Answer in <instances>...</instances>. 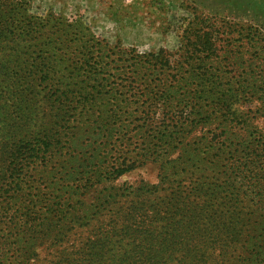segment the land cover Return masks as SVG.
<instances>
[{
  "label": "rangeland",
  "instance_id": "1",
  "mask_svg": "<svg viewBox=\"0 0 264 264\" xmlns=\"http://www.w3.org/2000/svg\"><path fill=\"white\" fill-rule=\"evenodd\" d=\"M0 264H264V0H0Z\"/></svg>",
  "mask_w": 264,
  "mask_h": 264
},
{
  "label": "trees",
  "instance_id": "2",
  "mask_svg": "<svg viewBox=\"0 0 264 264\" xmlns=\"http://www.w3.org/2000/svg\"><path fill=\"white\" fill-rule=\"evenodd\" d=\"M196 194H194L191 198H196L195 197ZM191 198H185V199H179V201L181 200L182 202H177L179 203L178 206L176 208L177 211H179L181 214H184L183 220L184 221V229L185 231H187V227L186 225L191 224L190 219H192V217L194 216V218H197L198 221H206L208 224L214 226L215 230H209L207 229L204 232V236H207L209 239L212 238L214 240H216L218 237H222L223 236V230L220 229V223L221 220L223 219L222 215H219L217 212H214L213 210L209 211V209H204V207H201V209L198 210V208H193V207H189L188 204H186V202L188 203ZM173 208V207H172ZM215 234L214 237H212V235Z\"/></svg>",
  "mask_w": 264,
  "mask_h": 264
}]
</instances>
